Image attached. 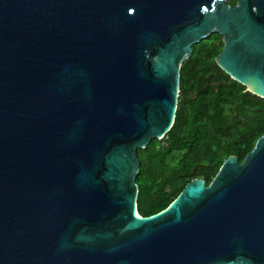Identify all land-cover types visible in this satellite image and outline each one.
Returning a JSON list of instances; mask_svg holds the SVG:
<instances>
[{
  "label": "water",
  "instance_id": "95a60500",
  "mask_svg": "<svg viewBox=\"0 0 264 264\" xmlns=\"http://www.w3.org/2000/svg\"><path fill=\"white\" fill-rule=\"evenodd\" d=\"M264 99V0H0V264H264V134L137 215L191 47Z\"/></svg>",
  "mask_w": 264,
  "mask_h": 264
},
{
  "label": "trees",
  "instance_id": "16d2710c",
  "mask_svg": "<svg viewBox=\"0 0 264 264\" xmlns=\"http://www.w3.org/2000/svg\"><path fill=\"white\" fill-rule=\"evenodd\" d=\"M207 41L193 45L180 66L170 129L161 139L136 149L135 210L140 217L166 208L192 179L207 185L228 156L240 163L264 134V99L243 93L242 86L216 67L213 58L221 46L219 37L211 35ZM195 80L201 82L200 90L187 97V82Z\"/></svg>",
  "mask_w": 264,
  "mask_h": 264
},
{
  "label": "flooded vegetation",
  "instance_id": "af4514ba",
  "mask_svg": "<svg viewBox=\"0 0 264 264\" xmlns=\"http://www.w3.org/2000/svg\"><path fill=\"white\" fill-rule=\"evenodd\" d=\"M229 6H234L235 4H236V1H235V3L234 4H229V3H227ZM211 35H214L215 36V38L216 37H219V43L221 44V46H220V49H219V52H220V50H221V48H222V42H221V37L218 35V34H210V35H208L205 39H203V40H201L200 42H205V41H207V39L211 36ZM212 39V38H211ZM211 41V40H210ZM207 42H209V40L207 41ZM198 44V43H197ZM193 52V49H192V47H191V53ZM218 52V53H219ZM191 53H190V55H191ZM217 53V54H218ZM216 54V55H217ZM189 55V56H190ZM215 55V56H216ZM214 56V57H215ZM187 59V58H186ZM185 59V60H186ZM213 62H214V58H213ZM183 63V62H182ZM215 64V63H214ZM219 69V68H218ZM220 70V69H219ZM221 71V70H220ZM209 75H207V76H205V79L206 80H208L207 79V77H208ZM178 82H179V79H178ZM208 85H214V84H216L215 82H208L207 83ZM238 84V83H237ZM201 86V82H198L197 80H195V81H188L187 82V85H186V87H185V94H186V96L187 97H190V98H193L194 96H195V94L196 93H198V91L200 90V89H197L198 87H200ZM241 86V85H240ZM243 87V86H242ZM177 91H178V89H177ZM242 92L244 93V92H248L244 87H243V90H242ZM248 93H250V92H248ZM251 94V93H250ZM177 95H178V93H177ZM252 95V94H251Z\"/></svg>",
  "mask_w": 264,
  "mask_h": 264
}]
</instances>
